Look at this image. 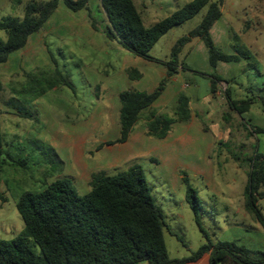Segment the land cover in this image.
I'll return each mask as SVG.
<instances>
[{
  "label": "rangeland",
  "instance_id": "1",
  "mask_svg": "<svg viewBox=\"0 0 264 264\" xmlns=\"http://www.w3.org/2000/svg\"><path fill=\"white\" fill-rule=\"evenodd\" d=\"M133 1L143 24L150 26L191 0ZM222 7V17L216 23L227 27L226 35L219 44L214 43L211 34L210 37L223 53L232 51L248 56L239 55L241 64L248 68V76L241 75V82L250 79V88H262L264 0H224ZM8 8V1L0 0V20L7 15L22 17L23 11L11 12ZM206 9L161 36L148 52L152 61H147L130 52L125 55L118 42L106 36L107 20L99 0H89L87 9L77 12L60 1L57 10L40 30L30 35L25 46L0 63L1 144L9 155L1 156L5 162L0 183V239H10L22 229L16 202L24 191H39L54 179L68 176L77 193L83 195L90 189L94 173L112 175L138 164L152 187L156 205L165 215L163 235L170 258L189 256L206 242L187 203L183 178L196 189L201 225L213 244L235 242L250 254L256 250L264 252V229L239 203L245 201L247 159L255 150L264 153V134L252 133L255 126H264V115L244 114L241 122L230 108H219V113L215 110L211 117L202 118L209 130L194 136L191 145L162 146L163 141L143 135L141 140L132 138L126 145L130 152L125 154L120 152L123 146L119 144L98 149L99 144L119 136L118 93L152 91L160 81V65L170 58L172 46L199 24ZM0 37L5 39L1 29ZM200 41L192 38L186 42L178 57L181 63L208 76L214 71L211 64L204 68V50H195L198 43L207 49ZM131 67L141 70L143 78L129 79L127 71ZM56 71L70 87L57 83L44 92L32 87L24 91L30 76L48 78ZM184 75L193 89L203 91L204 79L196 81L191 73ZM177 83L168 88L179 87ZM173 104L169 102L160 114L175 117L169 111ZM151 113L152 110H144L129 135L141 129L143 118ZM219 126L227 134V140L221 144L215 141ZM232 153L238 154V161ZM125 155L129 158L123 159ZM237 164L241 169H236ZM206 165L212 166L213 172L204 176L195 173L197 168L203 171ZM258 205L264 215V199ZM32 249L39 252L37 246Z\"/></svg>",
  "mask_w": 264,
  "mask_h": 264
},
{
  "label": "trees",
  "instance_id": "2",
  "mask_svg": "<svg viewBox=\"0 0 264 264\" xmlns=\"http://www.w3.org/2000/svg\"><path fill=\"white\" fill-rule=\"evenodd\" d=\"M72 11L87 8L89 0H28L23 6L22 17L7 15L0 20V63L8 60L10 53L23 48L29 36L42 28L59 2ZM107 20L105 34L116 40L133 55L152 59L149 50L168 30L194 17L201 9L206 12L199 24L187 35L176 40L170 51V58L162 64L166 76L150 92L124 90L118 93L119 136L98 145L121 144L127 141L134 124L144 110L151 107L160 96L166 81L185 68L178 54L183 45L192 38L201 39L208 49L209 63L215 67L217 61H237L243 53L226 54L218 49L211 37L212 25L221 17L224 0H191L172 14L158 22L145 26L133 0H99ZM92 25L95 26L92 20ZM132 80L141 77L137 68L127 71ZM211 88L220 78L211 74ZM44 83L45 86H41ZM70 87L58 71L50 77L30 76L27 88H39L40 92L55 84ZM31 88V89H32ZM27 94V93H26ZM228 107L242 114L250 107L252 100H232L226 94ZM175 117L151 113L144 120L145 134L164 138L174 122L186 121L190 111L184 97L178 99ZM252 132L264 133V128H252ZM221 144V143H220ZM0 133V183L2 166L5 162ZM235 161L239 160L232 153ZM249 170L244 190L245 209L264 229V215L258 205L264 199V154L255 150L247 159ZM186 200L194 213L195 221L206 239L189 256L170 258L165 241V215L156 205L152 187L148 184L143 169L135 164L107 175L94 173L89 182L90 189L83 195L77 193L68 176L56 178L39 191H24L16 202V209L23 220L22 229L10 239H0V264H185L195 262L209 254V264H264V252L250 251L235 242L213 244L201 225V203L186 178ZM0 199H3L0 189ZM32 246H37L36 253Z\"/></svg>",
  "mask_w": 264,
  "mask_h": 264
},
{
  "label": "crops",
  "instance_id": "3",
  "mask_svg": "<svg viewBox=\"0 0 264 264\" xmlns=\"http://www.w3.org/2000/svg\"><path fill=\"white\" fill-rule=\"evenodd\" d=\"M7 1L9 3L8 9H10L11 12H15L17 10L23 11V6L28 0H7ZM83 9H87V8H83ZM83 9H80L78 11H82ZM222 11H223V7H221V17H222ZM74 12H77V11H74ZM216 22L212 25L210 29V34L213 37L214 43L219 44L221 43V41H223V36L226 35L225 33L227 31V27L221 26ZM216 37H217V40H216ZM117 44L121 46V49L123 50L124 54L127 55V52L129 51L126 50L120 43H117ZM200 44L201 43H198L196 45L195 50H198V51L204 50L203 51L204 52L203 53V56H204L203 65L205 66L204 68L206 69L207 65L210 64L207 58V49L206 50L203 49ZM230 54H235V53L230 51ZM145 60L152 61L150 59H145ZM195 61L196 60L192 61L191 64L195 63ZM241 63H243L241 59H238L237 61H221L220 60L216 62L215 67H212L210 65L214 73L220 78L219 81L218 80L215 81L214 90H212L211 88V81L213 80V77H211V74H209L208 76L203 75L202 74L203 72H199L195 69H191L190 66L187 64H185V68H181V67L178 68V72L169 78V82L167 83L168 86L165 87L163 92L153 102L151 107L147 109L149 111L152 110L153 113L160 114L162 109H165V108L167 109V107L169 106V102H170L171 104L174 103L173 106H171V109L169 110L170 113L173 115L178 99L181 97H184L186 99V102H187V105L190 111V118L186 121L173 123L171 126V130L168 132V134L164 138H160V139L157 138L158 141H163L162 146H165V145L176 146L178 144L191 145L192 141L194 140V136H198L200 133L205 134L207 132L206 130L207 129L209 130V128L204 125L202 118H204V116L211 117L213 114V111L215 110L217 113H219V108H226V107L229 108L227 98H226L227 93L229 94L232 100H245L248 98L252 100L249 109L243 112L242 114H238L234 110L232 111L233 116H236V117L238 116L241 122H243L244 114H248L249 116L250 114H254V113L264 115V92H263L264 83H263L262 88L252 89L250 88V85H251L250 79L247 81L241 82V79H240L241 75L245 76L248 72V68L243 66ZM126 68L127 67L125 65L123 68L124 72L125 70H127ZM210 71L212 72V70ZM139 72L141 73V77L138 79H134V80H140L143 78L144 73L141 70ZM188 72L193 75L192 78H194V80L198 81L199 79H204L206 81L204 83L205 88L203 89V91L193 89L194 87L192 88L191 84L187 82V80H185L187 78L185 77L184 74L186 73V75H188L189 74ZM165 76H166V68L164 65L161 64L160 71H159V80H162ZM227 78H230L229 82L227 81ZM178 81H182V83L178 84L177 83ZM171 83H177L180 86L177 88L175 87V89L173 87L172 89H169L170 88L169 86H172ZM222 85L224 86L222 87ZM212 106H214L213 109H212ZM221 112L224 113V110H221ZM147 117H144L143 121ZM221 127L222 126H219L217 140H215L216 142H220V143L227 140V137H226L227 134L221 130ZM255 127L264 128V126H255ZM252 133H255V132H252ZM255 134H264V133H255ZM143 135L147 136L145 134L144 123L142 124L141 129H139L138 131H135L134 133L128 136V139L126 142L119 144L120 146H123V148L120 149V152L124 154L126 152H130L129 149L126 147V145L129 144V142L132 140L133 137H136L140 140L143 139ZM165 141L167 142L166 144H164ZM170 152L174 153V150ZM126 158L127 159L129 158L128 155H125L123 159H126ZM212 168H213L212 166L206 165L203 171L200 168H197L196 171L194 168V171L195 173H197V175L201 173L204 176V175H207V173L209 172H213ZM236 169H241L240 165L237 164ZM244 190H243V200H245ZM239 203H240V207L242 205L243 207H245L244 206L245 201L239 202ZM240 207H239V210L241 211ZM243 217L246 218L245 213H243ZM250 220H253V219L251 218ZM138 264H147V263L139 262ZM185 264H209V254L208 253L204 254L200 259H198L195 262H187Z\"/></svg>",
  "mask_w": 264,
  "mask_h": 264
}]
</instances>
